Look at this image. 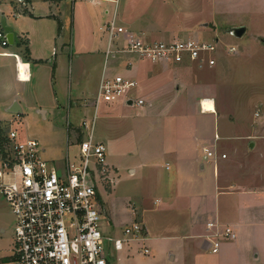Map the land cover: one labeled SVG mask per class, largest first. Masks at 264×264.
<instances>
[{
    "label": "crops",
    "instance_id": "obj_1",
    "mask_svg": "<svg viewBox=\"0 0 264 264\" xmlns=\"http://www.w3.org/2000/svg\"><path fill=\"white\" fill-rule=\"evenodd\" d=\"M100 1L102 0H41L42 7L40 8H37L32 2V12H28L29 5L25 11L26 14H30V17H32L33 25L31 30L25 29L18 22L9 23L5 17L0 18V29L2 28V20L5 19L6 24L14 30L15 45L11 46L8 52L18 56V59L13 56H0V92L4 90L7 92L5 94L7 97L2 101V105L6 106L5 111L9 114L4 115V117L16 116L7 110L14 102L21 103L19 95H28L29 100H26L27 107L29 109L32 108V82L34 71L37 68L44 72V76L39 75L36 78L33 87L37 96V105L40 106L43 101L41 83L46 79L47 75L50 76L53 73L54 68L56 83L54 92L57 106L61 101L59 94L60 92L63 93L62 89L67 85L68 89L65 95H68L69 110L76 107L77 111L86 109H89L91 113L94 111V99L102 75L104 71L112 74V70L108 68V65L105 67L108 35L103 30V27L112 20L116 10L115 5L111 1H107L111 7H107L102 13L98 12L95 6L101 5ZM11 4L14 9L21 5L16 0H11ZM219 7L211 3L212 15L209 16L210 18L203 19L204 22H208L206 23L208 27L209 23L212 24V22H216L220 18L225 24L230 25H228L229 28L245 26L247 32L248 24L239 22V17L228 16L223 9L218 11ZM124 9H126L125 13L121 14L120 1L116 15V21L120 26L144 34L150 40H159L156 38L159 33L163 32L161 28L155 23L146 20L144 16H130L128 7ZM256 14H253V18L257 16ZM15 15V18H18V14L16 13ZM103 17L105 21L100 26V19ZM253 18L251 17L249 21ZM58 20L62 24L60 34L58 33ZM202 27L205 26L202 25ZM182 29L184 30L174 32L173 35L176 37L170 39H182L178 36H183V39L189 38L185 35L188 27ZM96 33L99 36H94ZM74 34L76 37H74ZM86 34L88 41H86ZM252 40L253 49L258 48L259 45H264V38L255 37ZM17 41L28 43L30 62L23 60L25 46L17 47ZM121 44L124 45V42H120ZM237 54L238 52L235 55ZM18 61L24 70L25 65L23 63L28 64V79L27 77L25 79L19 78L17 71ZM218 63L221 62L217 60V65ZM118 65L123 72L118 74L137 81V88L131 91L128 97L148 99L147 96L141 95V92L146 91L147 95L152 96L156 101L165 105L163 106L165 114L174 112L178 118L175 137L178 142L173 152V164L176 166L178 174L173 177V180H176L177 184L175 185L179 187L176 200L184 204L182 208L180 207V210L184 212L181 214L187 221L186 227L188 228L187 231H147L146 240L134 243L132 246L143 245L145 247V244L153 241L149 237V232H152L157 236L154 241H160L166 246L174 245L173 247L178 248L175 255L173 253L169 255V261L172 263L177 262L179 255L183 264H186L188 259L199 263V261H202L203 254L209 253L211 257L216 258L213 264H229V259L234 258L242 250V244L239 242L242 231H255L254 237L256 241L261 234L264 235V121H262L264 118L261 114L264 103H259L258 105L257 100H255L256 111L248 121L232 117L231 122H228L229 125L223 126L222 133L224 134L221 136L215 128L216 119L220 113L225 114L227 112L226 107L221 101L220 103L218 102L219 98L217 96L219 95L216 94L218 87L215 82L208 78V74H202L201 70L203 69L197 67L196 64L187 63L181 65V67L155 66L144 62L137 56H121ZM232 73L230 72L229 76ZM234 73L233 76L235 75ZM83 75L86 76V79L85 81H80V76L82 79ZM58 84L61 87L59 93L57 90ZM73 88L77 92L75 96H72L74 93ZM227 90L230 91V95L234 99V89ZM210 98L214 99L216 110L215 112H204L201 104L204 99ZM129 101L120 100V102H127L130 105ZM144 101L146 104V100ZM20 107L22 108L21 115H23L22 104H20ZM59 107H62V105L59 104ZM44 114L46 115L45 111ZM67 117L68 126L70 127L71 118L69 112ZM0 123L6 125L11 123V120L0 121ZM240 125L245 127L244 131H241ZM71 131L76 135L78 141L80 137L78 126H72V129L70 128ZM221 141L225 142L226 147L220 154V152L216 151V146ZM206 150L215 152L216 157H208ZM45 152L46 150L43 149V153ZM222 155H226V158H222ZM53 157L62 164L67 157H70L69 150H67L64 158L60 150L53 152ZM150 163L148 162V164ZM165 166L166 170H169L171 168L170 162H167ZM207 166L215 167L213 182L212 179L208 181L210 190L212 191L213 189L211 194L218 200L214 209L204 204V198L197 200L195 192H192L194 182L191 181L190 177L202 178L201 173L206 171ZM141 168L144 169L145 167ZM135 173L136 170H131V174ZM110 178L112 182L118 181L116 180V175L111 173V169ZM201 183L200 187H205L204 180ZM201 191L203 193V190ZM102 200L99 190L98 202ZM166 201L167 198H162L159 203H165ZM159 203L157 205H160ZM220 205L223 208L227 206L224 215H229V213L231 215L222 217L221 211H218L221 209L218 207ZM209 223H215L220 228L229 227L235 232L236 238L233 241L228 243L225 241L228 246H235V251L226 247L224 248L225 255L220 257L223 246L227 245L223 242L218 253L213 254L211 252V247L207 242V238L209 239V234L211 233L207 228ZM1 232L5 233L4 230ZM130 248L132 247H125L121 252H126L128 255ZM179 248L180 254L178 253ZM139 253L141 254V251ZM11 258L10 264H13L14 254ZM9 259L5 258L4 263L9 262ZM259 259L260 252L254 246L251 254L244 255L243 262L244 264H255V261Z\"/></svg>",
    "mask_w": 264,
    "mask_h": 264
},
{
    "label": "rangeland",
    "instance_id": "obj_2",
    "mask_svg": "<svg viewBox=\"0 0 264 264\" xmlns=\"http://www.w3.org/2000/svg\"><path fill=\"white\" fill-rule=\"evenodd\" d=\"M32 2L37 8L42 7L41 0H25V5H19L17 9H14L11 0H0V18L5 17L9 23L18 22L25 29L31 30L32 17L25 11L29 5L28 12H32ZM100 2L101 5L95 6L98 12L102 13L107 7H111L110 3L105 0ZM211 3L217 7L220 3L218 11L223 9L228 16L239 17V22L248 24L247 32L241 38L225 35L223 31L230 25L225 24L220 18L212 24L209 23V27H202L208 23L203 19L212 15ZM126 7H128L130 16H144L146 20L155 23L163 30L156 39L166 40L167 37H169L168 39L176 37L173 35L174 32L183 31L182 28L188 27L186 37L209 42L220 41L221 51L215 56L221 63H218L215 68L201 70L202 74H208V78L215 82L218 87H216L218 89L216 94L219 95L217 96L219 100H217L219 103L221 101L227 110L225 114L220 113L216 119L215 128L219 135L223 136L222 128L229 125L232 117L243 121L250 120L256 111L255 100L258 105L264 103V45L253 49L252 40L255 37L264 38V0H212V2L211 0H121V14L125 13L126 9L124 8ZM16 13L18 18H15ZM254 13H257L255 18H253ZM217 14L219 17L218 12ZM250 16L253 18L251 21H249ZM104 21V17L100 19V26ZM94 36L99 35L96 33ZM74 37H76L75 34ZM178 37L184 38L183 36ZM86 41H88V36ZM228 46H235L238 49V54L228 55L225 53ZM121 56L133 55H117V59L110 58L108 68L112 70V74L123 73L118 65ZM23 64L25 70L21 65L19 66L21 78L27 77L28 79L29 66L26 63ZM231 69L233 70L230 71ZM54 72L53 68V73L50 76L47 75L41 83L43 101L39 106L33 87L36 78L39 75L44 76V72L38 68L34 71L31 109L27 107L26 103L29 96L19 95L20 104L24 109L23 115L15 114V117L12 115L7 116L8 118L4 117V115H9L5 111L6 106L2 105V101L7 97L5 96L7 92L5 90L0 92V121L11 120V123L5 125L9 132L15 130L22 140L38 141L41 148L46 150L45 153H41V156L59 166L61 163L53 157V152L60 150L64 158L69 150L73 160L79 152L80 137L77 141L76 135L72 131L70 132V128L72 129V126L79 127L82 119L92 116L94 111L92 113L89 109L77 111L76 107L69 110L68 95H65L68 89L67 85L62 89L63 93L59 94L61 99L59 104L62 107H59V104L57 106L54 92L56 90ZM230 72H235V75L233 76L232 73L229 76ZM85 79V75L82 79L80 76V81H85ZM227 89H234V99ZM57 90L58 93L61 90L59 84ZM73 92L72 96H75L77 94L75 88H73ZM145 92H141L142 96L148 97V99L143 98L146 100L143 107L130 106L127 102L118 101L111 104L104 103L99 108L96 126L97 140L106 144L105 146L108 148L106 164L118 180L112 184H106V182L102 184L100 192L103 200L99 202V207L106 223L115 228V231L108 228L106 232L116 236H120L125 226L133 222L143 223L147 231L188 230L187 221L181 214L184 212L180 210L184 204L176 200L179 187L175 185L177 184L176 180H173V177L178 174L177 168L173 164V152L178 142L175 138L178 118L174 112L165 114L163 108L165 105ZM136 96L138 95L136 94ZM207 100L213 101L214 99ZM41 111H45L46 115ZM68 112L71 118L70 127L67 121ZM261 114L264 118V108L261 110ZM240 127L241 131L245 130L243 125ZM212 133L214 134L213 130ZM225 147V142L221 141L217 144L216 151L221 154ZM148 162L151 163L148 164ZM167 162L171 164L169 170H166ZM131 170H136V173L131 174ZM214 172V166H207L206 171L201 173L202 178L190 177L194 182L192 192H195L196 199L204 198V204L213 207V209L216 208L218 200L211 194L213 189L210 190L208 181L212 179L213 182ZM202 180L205 185L203 188L200 187ZM108 194L110 195L107 196ZM162 198H167V201L159 203ZM158 203L160 205H157ZM218 207L221 208L220 210L217 208V210L221 211L222 217L231 215V213L224 215L227 206L223 208L220 205ZM14 229L15 219L8 203L0 196V264H10L12 261ZM2 230L5 233H2ZM254 236L255 231H242L239 239L242 250L234 258L229 259V264H244V255L251 254L254 246L260 252V259L255 261V264H264V235L261 234L257 241ZM149 237L153 240L145 244V247L150 250L149 256L139 253L144 249L143 245H134L129 249V256L126 252L114 253L113 264H183L180 255L176 263L169 261V255L172 253L175 255L178 248L173 247L174 245L166 246L160 241H154L157 236L152 232H149ZM227 243L225 242V244ZM226 247L235 251V246L227 244L223 246L220 257L225 255L224 248ZM178 253L180 254V248ZM203 255L202 261H199L200 264H213L216 259L209 253ZM5 258H10L9 262L4 263ZM199 263L190 261V259L186 261V264Z\"/></svg>",
    "mask_w": 264,
    "mask_h": 264
},
{
    "label": "built area",
    "instance_id": "obj_3",
    "mask_svg": "<svg viewBox=\"0 0 264 264\" xmlns=\"http://www.w3.org/2000/svg\"><path fill=\"white\" fill-rule=\"evenodd\" d=\"M16 1L25 5V0ZM106 1H111L116 10L103 27L108 35L105 67L110 58L123 54L137 56L155 66L192 63L203 69L217 65L219 40H150L117 23L121 0ZM122 41L124 45H120ZM10 47L6 33L0 29V56L18 59L8 52ZM237 52L235 46L225 49L228 55ZM19 63L17 71L21 79ZM136 88V79L104 71L94 99V113L83 118L78 127L79 152L73 160L67 157L59 166L41 156L43 149L38 141L22 140L15 130L9 132L10 153L0 158V196L15 219L13 264H113L114 253L146 240V227L137 222L126 225L120 236L108 234V228L112 231L115 228L106 223L98 202L102 184L112 183L106 164L107 148L96 137L98 110L104 103L122 99L137 107L144 106L142 98L128 97ZM206 152L208 157H216L215 152ZM207 228L211 231L207 242L213 254L219 252L223 242L236 238L229 227L209 223ZM141 254L148 256L150 250L144 247Z\"/></svg>",
    "mask_w": 264,
    "mask_h": 264
},
{
    "label": "water",
    "instance_id": "obj_4",
    "mask_svg": "<svg viewBox=\"0 0 264 264\" xmlns=\"http://www.w3.org/2000/svg\"><path fill=\"white\" fill-rule=\"evenodd\" d=\"M1 26H2L1 29L6 33V38L8 39L10 45L14 46L15 34L13 28L6 24L5 19L2 20ZM204 26L208 27V24H205ZM245 33H246L245 26L231 27L226 31H224L225 35H232L236 38H241ZM129 104L132 105V101H129ZM7 111L12 114H21L22 108L20 107V104L18 102H14ZM41 113L44 114V111H42Z\"/></svg>",
    "mask_w": 264,
    "mask_h": 264
},
{
    "label": "trees",
    "instance_id": "obj_5",
    "mask_svg": "<svg viewBox=\"0 0 264 264\" xmlns=\"http://www.w3.org/2000/svg\"><path fill=\"white\" fill-rule=\"evenodd\" d=\"M27 1V0H26ZM62 30L61 21L58 20V33L60 34ZM17 47L25 46L23 58L26 62H30V50L28 48V43L18 42ZM10 141H9V131L5 125L0 123V158H5L10 153Z\"/></svg>",
    "mask_w": 264,
    "mask_h": 264
},
{
    "label": "bare ground",
    "instance_id": "obj_6",
    "mask_svg": "<svg viewBox=\"0 0 264 264\" xmlns=\"http://www.w3.org/2000/svg\"><path fill=\"white\" fill-rule=\"evenodd\" d=\"M20 66V63H19ZM202 109L204 112H215L216 108H215V103L212 100H203L202 104Z\"/></svg>",
    "mask_w": 264,
    "mask_h": 264
}]
</instances>
